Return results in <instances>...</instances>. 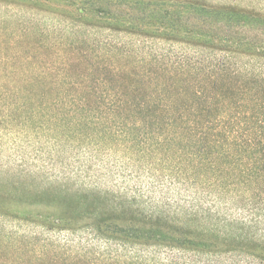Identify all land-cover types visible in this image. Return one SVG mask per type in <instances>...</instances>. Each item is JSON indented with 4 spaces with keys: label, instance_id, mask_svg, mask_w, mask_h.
I'll list each match as a JSON object with an SVG mask.
<instances>
[{
    "label": "trees",
    "instance_id": "obj_1",
    "mask_svg": "<svg viewBox=\"0 0 264 264\" xmlns=\"http://www.w3.org/2000/svg\"><path fill=\"white\" fill-rule=\"evenodd\" d=\"M0 14V264H264V12L0 0Z\"/></svg>",
    "mask_w": 264,
    "mask_h": 264
},
{
    "label": "rangeland",
    "instance_id": "obj_2",
    "mask_svg": "<svg viewBox=\"0 0 264 264\" xmlns=\"http://www.w3.org/2000/svg\"><path fill=\"white\" fill-rule=\"evenodd\" d=\"M208 2L211 3H231V4H236L238 6H242V7H246V8H252L254 10L257 11H261L264 12V0H206ZM1 15V14H0ZM0 18H3L2 16H0ZM32 61H41V62H45V60L39 58H32ZM24 62V60H22V58H18L15 62ZM4 146L2 148V157L0 158V164L5 162V157L4 154L8 153V144H7V140L5 139L4 144L2 145ZM105 160H109V157L104 158ZM5 164V163H4ZM109 164V162L107 163ZM106 182H109V174H107L105 177ZM84 263L87 264H104L106 262V264H108L109 262H107V260H104L105 257H98L97 255H94L92 253H89L86 257L81 258Z\"/></svg>",
    "mask_w": 264,
    "mask_h": 264
}]
</instances>
